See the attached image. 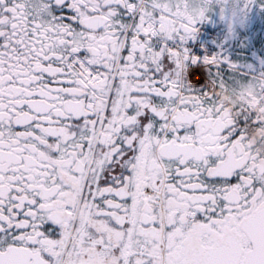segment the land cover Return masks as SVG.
Masks as SVG:
<instances>
[{
  "label": "snow or ice",
  "instance_id": "snow-or-ice-1",
  "mask_svg": "<svg viewBox=\"0 0 264 264\" xmlns=\"http://www.w3.org/2000/svg\"><path fill=\"white\" fill-rule=\"evenodd\" d=\"M215 19L0 0V264H264V58Z\"/></svg>",
  "mask_w": 264,
  "mask_h": 264
},
{
  "label": "flooded vegetation",
  "instance_id": "flooded-vegetation-1",
  "mask_svg": "<svg viewBox=\"0 0 264 264\" xmlns=\"http://www.w3.org/2000/svg\"><path fill=\"white\" fill-rule=\"evenodd\" d=\"M194 3L197 6L203 4L207 16L216 18L220 40L226 41L223 54L241 65L242 74L248 71L246 66L249 64L259 69L257 62L264 58V12L259 6L245 11V0H194ZM201 24L212 26L207 21Z\"/></svg>",
  "mask_w": 264,
  "mask_h": 264
},
{
  "label": "built area",
  "instance_id": "built-area-1",
  "mask_svg": "<svg viewBox=\"0 0 264 264\" xmlns=\"http://www.w3.org/2000/svg\"><path fill=\"white\" fill-rule=\"evenodd\" d=\"M196 27L198 30V40H199L202 47L204 46V42L206 40L210 43L213 40H219L220 39L219 32H217L214 36L209 37V33L205 27H203L200 24H197Z\"/></svg>",
  "mask_w": 264,
  "mask_h": 264
},
{
  "label": "bare ground",
  "instance_id": "bare-ground-1",
  "mask_svg": "<svg viewBox=\"0 0 264 264\" xmlns=\"http://www.w3.org/2000/svg\"><path fill=\"white\" fill-rule=\"evenodd\" d=\"M194 71H196L195 75L193 76V78H199L201 81L206 79L205 73L202 69H195Z\"/></svg>",
  "mask_w": 264,
  "mask_h": 264
},
{
  "label": "rangeland",
  "instance_id": "rangeland-1",
  "mask_svg": "<svg viewBox=\"0 0 264 264\" xmlns=\"http://www.w3.org/2000/svg\"><path fill=\"white\" fill-rule=\"evenodd\" d=\"M196 71H194V75H195Z\"/></svg>",
  "mask_w": 264,
  "mask_h": 264
}]
</instances>
